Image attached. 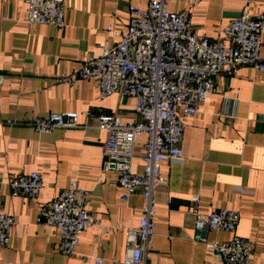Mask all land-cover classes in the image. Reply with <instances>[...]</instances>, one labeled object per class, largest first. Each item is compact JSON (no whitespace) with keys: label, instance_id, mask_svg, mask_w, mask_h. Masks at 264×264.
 I'll return each instance as SVG.
<instances>
[{"label":"crops","instance_id":"obj_1","mask_svg":"<svg viewBox=\"0 0 264 264\" xmlns=\"http://www.w3.org/2000/svg\"><path fill=\"white\" fill-rule=\"evenodd\" d=\"M150 0H64L66 25L29 23L25 0H0V193L16 224L9 246H0V264H125L124 227L139 224L140 192L123 201L114 171H104L107 132L97 115L119 114L141 121L133 97L114 93L99 98L94 79L60 82L87 56L115 44L129 23L130 5ZM170 11H189L199 35L224 38L223 30L246 9L264 12V0H166ZM264 62V33L260 51ZM93 110L95 117L86 116ZM77 111L79 125L34 129L33 119L52 112ZM181 146L184 159L162 167L168 180L156 193L157 224L149 264H206L212 258L196 240L194 196L203 214L220 208L240 212L236 234L252 243L249 264L264 254V70L244 65L217 78V90L187 118ZM145 137L136 141L134 169H143ZM37 170L43 187L37 198L13 195L9 182ZM75 181L88 194L87 208L99 220L81 234L73 255L60 250L54 228L36 221L43 205ZM208 240L223 242L233 233L210 230Z\"/></svg>","mask_w":264,"mask_h":264},{"label":"built area","instance_id":"obj_2","mask_svg":"<svg viewBox=\"0 0 264 264\" xmlns=\"http://www.w3.org/2000/svg\"><path fill=\"white\" fill-rule=\"evenodd\" d=\"M29 23L48 24L56 28L66 25L67 5L64 0H25ZM108 31L119 36L113 45H101L102 53L84 58L71 74L59 77L60 82L94 79L99 98L117 93L133 97L141 121L123 122L119 114L97 115L99 127L107 132L104 145V171L117 174L116 183L123 188V201L140 192L143 204L139 224L124 227L126 236L125 264H149V253L157 224L156 193L168 178L162 167L166 162H181V146L186 119L199 112L200 105L217 90V78L232 76L238 68L251 65L264 70L260 51L264 33V12L254 14L244 9L224 28V38L212 40L199 35L189 11L173 12L166 0H150L146 8L129 7V23L125 30ZM4 75L0 73V83ZM86 116H96L88 110ZM77 111L52 112L33 119L34 129L47 133L56 127L79 125ZM145 137L143 169H134L136 141ZM12 194L37 198L43 187V175L37 171L20 173L9 182ZM88 194L75 181L50 202L43 205L36 221L54 228L60 239V250L73 255L81 234L88 227L99 225L87 208ZM196 214V240L206 244L212 258L206 264H249L252 243L237 235L240 212L220 208L203 214L192 198ZM0 193V246H9L16 224L15 217L4 209ZM210 230L233 233L231 239L208 240ZM96 257V264H101ZM264 264V254L261 259Z\"/></svg>","mask_w":264,"mask_h":264}]
</instances>
